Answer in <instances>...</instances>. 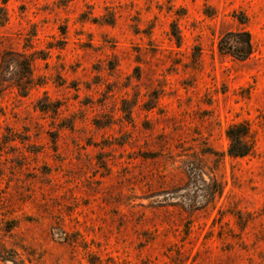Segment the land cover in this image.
I'll list each match as a JSON object with an SVG mask.
<instances>
[{"label": "rangeland", "instance_id": "obj_1", "mask_svg": "<svg viewBox=\"0 0 264 264\" xmlns=\"http://www.w3.org/2000/svg\"><path fill=\"white\" fill-rule=\"evenodd\" d=\"M0 264H264V0H0Z\"/></svg>", "mask_w": 264, "mask_h": 264}, {"label": "trees", "instance_id": "obj_2", "mask_svg": "<svg viewBox=\"0 0 264 264\" xmlns=\"http://www.w3.org/2000/svg\"><path fill=\"white\" fill-rule=\"evenodd\" d=\"M233 42H228V37ZM220 50L233 55L238 59L247 58L252 51L251 34L248 31H239L225 35L220 40ZM29 75V74H28ZM229 147L228 155L233 158L247 156L253 149L252 133L247 123H236L228 127L226 131Z\"/></svg>", "mask_w": 264, "mask_h": 264}]
</instances>
